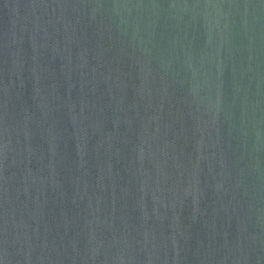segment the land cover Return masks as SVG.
Instances as JSON below:
<instances>
[{
	"label": "water",
	"instance_id": "1",
	"mask_svg": "<svg viewBox=\"0 0 264 264\" xmlns=\"http://www.w3.org/2000/svg\"><path fill=\"white\" fill-rule=\"evenodd\" d=\"M0 264H264V0H0Z\"/></svg>",
	"mask_w": 264,
	"mask_h": 264
}]
</instances>
